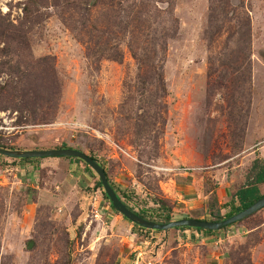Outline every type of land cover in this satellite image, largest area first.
I'll return each instance as SVG.
<instances>
[{"label": "rangeland", "instance_id": "1", "mask_svg": "<svg viewBox=\"0 0 264 264\" xmlns=\"http://www.w3.org/2000/svg\"><path fill=\"white\" fill-rule=\"evenodd\" d=\"M0 89L1 145H66L122 201L212 222L264 160V0H0ZM98 181L0 155V264H264V209L210 235L142 231Z\"/></svg>", "mask_w": 264, "mask_h": 264}, {"label": "water", "instance_id": "2", "mask_svg": "<svg viewBox=\"0 0 264 264\" xmlns=\"http://www.w3.org/2000/svg\"><path fill=\"white\" fill-rule=\"evenodd\" d=\"M0 155L7 158L16 159V160H25V159H44V158H75L84 162L90 169H92L95 174L99 177L101 186L105 195L108 197L112 207L122 215L126 220L131 222L134 225L139 226L142 229L149 231H158V232H168L172 229L180 228H192L200 229L204 231H219L233 224L239 223L262 209H264V197L258 200L253 205L249 206L240 213L225 219L220 222H207L197 219H182L178 221H173L169 224H160L154 221H148L140 216L136 215L131 211L121 200L118 194L115 192L114 188L111 186L104 169L95 161L92 160L89 156L84 154L81 151L75 149H56V150H42V151H18V150H6L0 148Z\"/></svg>", "mask_w": 264, "mask_h": 264}, {"label": "trees", "instance_id": "3", "mask_svg": "<svg viewBox=\"0 0 264 264\" xmlns=\"http://www.w3.org/2000/svg\"><path fill=\"white\" fill-rule=\"evenodd\" d=\"M81 14L82 13L78 14V18L79 17L81 18V20L83 22V24L82 23L81 24L83 26H85L84 21H89V19H87V17L84 14H82V15ZM237 23H238V26L240 25V27H242L244 25V22H242L240 19L238 20ZM90 32H91V29H87V35ZM131 48H132V46H131ZM233 61L236 63H240V62H242V59H235ZM161 81H162V79H161ZM2 94H3V90L0 89V96H2ZM35 114H36V112H35ZM0 148L6 149V150H12V151L16 150L13 147H5L1 144H0ZM56 149L62 150V149H72V148L67 147L66 145H62L61 147L56 148ZM90 158H92L93 161L98 163L94 157L90 156ZM68 159H72V160L83 163L81 160H78L75 158H68ZM33 160H36V159H25V160H20V161L30 162ZM97 186H98V188H102L100 180L97 182ZM111 186H112V184H111ZM263 186H264V160L257 159L252 164V167H251V169L248 173V176L246 178L245 184L239 186L233 194V200L232 201L234 203H238L237 207L232 208L231 211L223 217L220 215L219 212L213 213L214 208L217 206V199L215 197L212 199V204L208 205V210H207L208 215H212V217L214 218V220L212 222H220V221H223L225 219H228V218L240 213L241 211L245 210L249 206L253 205L258 200L262 199L264 197V194L261 193V187H263ZM103 196H104L105 200L107 202H109V204L111 205V203H110L108 197L105 195V193L103 194ZM123 198L125 199V200H123L124 204L131 211H133L136 215L140 216L141 218H143L145 220L154 221V222H157L160 224H169V223L173 222V217H174L173 211H172L171 207L166 202H164L162 200L155 199L152 202L153 205L156 206L155 208L151 207V208H145V209H142V208L138 209L134 205L129 204L130 201L127 200L128 199L127 196H123ZM111 208H112V210L117 212L112 207V205H111ZM197 220H200V219H197ZM201 221H205V220H201ZM135 227L139 228L142 231H146L145 229H142L137 225H135ZM228 227H230V226H228ZM228 227H226L224 229H227ZM189 229L190 228H180L177 230H189ZM195 230L198 232H203V233L208 234V235L214 233L212 231H204V230H200V229H195Z\"/></svg>", "mask_w": 264, "mask_h": 264}]
</instances>
